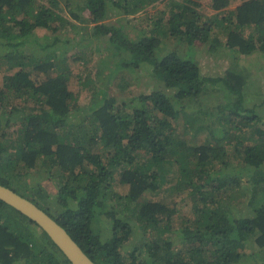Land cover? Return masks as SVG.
Wrapping results in <instances>:
<instances>
[{"label":"trees","instance_id":"obj_1","mask_svg":"<svg viewBox=\"0 0 264 264\" xmlns=\"http://www.w3.org/2000/svg\"><path fill=\"white\" fill-rule=\"evenodd\" d=\"M158 1L81 0L73 7L66 0L71 16L83 15L88 24L71 56L82 62L74 73L56 52L65 42L60 31L69 38L77 28L59 0H0V66L7 71L0 87V184L47 212L96 264H264L262 115L245 105L241 73L206 76L194 58L196 45L213 48L221 36L232 55L264 56V0H236L231 9L228 0H212L210 15L197 0H170L167 13L130 36L123 20ZM110 16L115 22L106 21ZM37 28L49 35L34 37ZM168 38L185 43V51L164 50ZM88 39L109 51L115 70H141L162 89L120 95L109 67L99 81L101 70L85 68ZM78 89L91 94L84 107ZM213 95L215 103H204ZM178 127L208 129L214 140L188 146ZM171 168L177 180L165 191L188 192L192 201L176 252L168 235L176 205L163 200L167 192L146 197L170 181ZM36 174L55 190L32 186ZM117 182L128 191L119 193ZM104 219L110 234L101 239ZM253 237L258 250L246 255ZM0 264L71 263L41 228L0 200Z\"/></svg>","mask_w":264,"mask_h":264},{"label":"rangeland","instance_id":"obj_2","mask_svg":"<svg viewBox=\"0 0 264 264\" xmlns=\"http://www.w3.org/2000/svg\"><path fill=\"white\" fill-rule=\"evenodd\" d=\"M66 0H59V7L61 14H65L75 25H77V28L71 31V33L68 32L69 38L66 36V34H63L61 31L60 37L63 38L65 41L63 45H61L60 48L56 49V52L64 53L66 58L68 57L67 64L70 67V69L76 73L78 70L82 68V62L80 60H74L71 58L72 54H75L79 49V44H77L81 39V34L84 32V25H88L87 21H85V17L82 15L80 16L81 19H76L71 16L68 8L65 4ZM69 2V6H75L76 3H79L81 0H67ZM200 4V10L203 11L206 14H213L216 11H214L211 8V2L212 0H197ZM46 2V0H45ZM170 0H161L156 2L154 5L147 8V10L140 12L138 14H135L133 16L129 17V20H123L124 23H127L126 26L129 30V35L133 36L136 33H139L141 31H144L146 28H150V24L153 19L160 17V12L163 11V13H167L169 11V3ZM237 4L236 0H228L226 8L231 9L234 8ZM163 16V15H162ZM85 19V20H84ZM116 17L110 16L108 20L106 21H112ZM34 37L40 38L47 34V31L43 28H37L33 31ZM49 35V34H47ZM217 42H215V45H213V48L209 46L208 43L204 44H198L195 46V55L194 58L198 62L200 71L206 75V76H221L224 75L231 70L235 71L236 73H241L244 77V80L246 81V87L244 89V102L247 107H253L255 106L256 111H258L259 115L262 120H260L261 126L264 128V56L259 53H253L248 56H244L241 54H234L232 55L231 52L227 49H225L223 46L220 45L221 42H223L224 38L221 37H215ZM171 38L166 39L165 42H163V48L164 50H170V49H178L181 51H185L186 44L183 42H177ZM95 40H87L85 44L88 45L86 49H84L85 52L88 53L89 50H91L90 58H87L89 60V63H87V66L85 68L91 70L92 73L96 72L97 69L101 70L100 75L98 76L99 81H101L104 77L108 76V72L110 71L109 68L114 70L113 74V88L116 89L117 92H119L120 95L123 96H129L130 94L136 92L137 90L141 89L146 93H149L150 91H153L155 89H162V85L160 81H157L156 78L148 77L146 74H144L141 70H137L136 72H131L127 68H120L115 70V64H113V61L111 59H108V53L109 51H99L95 48ZM123 58H126V56H123ZM111 65V66H110ZM109 67V68H108ZM13 70H11L12 72ZM5 66H0V87L2 85V76L6 73ZM93 75V74H92ZM122 78V79H121ZM121 79V80H120ZM112 80V79H111ZM78 103L81 106H86L91 98L90 92L84 89H78ZM217 95H213V97L207 101H204V103H215L217 100ZM185 104V103H183ZM187 106V105H186ZM226 114V113H225ZM4 124V123H3ZM2 124V125H3ZM228 125V124H227ZM213 126H220L217 121L214 122ZM176 135L178 137H181L185 140L186 144L188 146H197L200 144H203L206 140H212V135L210 134L208 129L202 130L200 133H193L191 131H186L184 127H178L176 128ZM214 140V138H213ZM212 140V141H213ZM211 141V142H212ZM170 181H168L166 184L162 185V190H159L158 192H153L150 194H146V197L151 198H158L164 195V192H167L168 198L163 199L165 202L169 204L176 205L175 211L170 214L172 215L171 220L169 222V229L170 232H168V235L171 238V241L173 242V250L174 252L177 251L178 244L174 242H178V234L177 232L180 230V227L182 226V222L184 220H188L192 218V212H191V205L192 201L190 200V197L188 196V192H178V193H172L170 194L168 191L165 190H171L172 191V185L176 182V175L174 174V170L171 168V174H170ZM174 177V182H173ZM29 183L33 186L35 183L40 182L42 185L45 186V188L48 189L49 192H53L55 189L53 185L50 183V180H43L39 175H32L31 178H29ZM242 186H246L245 183H242ZM116 190L124 194L128 191V185L121 184L117 182L116 184ZM248 201V196H245L244 205ZM239 205V207L244 205ZM240 210V209H239ZM239 210L234 211V216L238 214ZM101 223L99 224L101 226V239L106 238L110 234L109 229V221L107 219L100 220ZM96 224V223H94ZM96 230H98L97 225L95 226ZM100 231V230H99ZM38 232H40L38 230ZM167 235V233L163 234ZM253 239L249 240L245 247V253L246 255H249L255 250H258V247L256 246V243ZM156 264H164L162 260H159Z\"/></svg>","mask_w":264,"mask_h":264},{"label":"water","instance_id":"obj_3","mask_svg":"<svg viewBox=\"0 0 264 264\" xmlns=\"http://www.w3.org/2000/svg\"><path fill=\"white\" fill-rule=\"evenodd\" d=\"M0 200L41 228L71 264H96L67 231L37 204L2 184H0Z\"/></svg>","mask_w":264,"mask_h":264}]
</instances>
